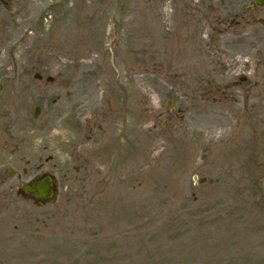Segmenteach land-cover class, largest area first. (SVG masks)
Masks as SVG:
<instances>
[{"label":"rangeland","instance_id":"374dc122","mask_svg":"<svg viewBox=\"0 0 264 264\" xmlns=\"http://www.w3.org/2000/svg\"><path fill=\"white\" fill-rule=\"evenodd\" d=\"M258 18L255 0H0V264H264ZM41 173L57 194L36 206L20 184Z\"/></svg>","mask_w":264,"mask_h":264},{"label":"water","instance_id":"95a60500","mask_svg":"<svg viewBox=\"0 0 264 264\" xmlns=\"http://www.w3.org/2000/svg\"><path fill=\"white\" fill-rule=\"evenodd\" d=\"M264 2V0H257L258 4H262ZM262 21V20H260ZM252 22H254V20H252ZM48 186H49V179L46 178L40 182H35L33 183V185L31 187H24V190L27 191H31V190H36V196L37 198L41 199L44 198L47 195H50V190H48Z\"/></svg>","mask_w":264,"mask_h":264},{"label":"flooded vegetation","instance_id":"af4514ba","mask_svg":"<svg viewBox=\"0 0 264 264\" xmlns=\"http://www.w3.org/2000/svg\"><path fill=\"white\" fill-rule=\"evenodd\" d=\"M28 132H29V131H27V136H25V135H21L20 138L15 139V140H19L21 143H25V142L28 140L27 137H29V133H28ZM0 138H1V137H0ZM45 160L50 162V161L52 160V155H51V154H48L47 157L45 158ZM42 165H43V163H39V167H40V168L42 167ZM23 172L26 173V169L23 170ZM44 174H46V173H41L40 175L34 177L33 179H36L37 177L39 178V177H41V175H44Z\"/></svg>","mask_w":264,"mask_h":264}]
</instances>
